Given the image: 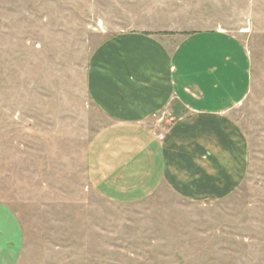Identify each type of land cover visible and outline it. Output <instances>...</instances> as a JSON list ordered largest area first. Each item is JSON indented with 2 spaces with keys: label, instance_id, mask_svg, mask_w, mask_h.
I'll use <instances>...</instances> for the list:
<instances>
[{
  "label": "rangeland",
  "instance_id": "1",
  "mask_svg": "<svg viewBox=\"0 0 264 264\" xmlns=\"http://www.w3.org/2000/svg\"><path fill=\"white\" fill-rule=\"evenodd\" d=\"M129 34L188 51L189 88L199 36L214 76L230 70L223 109L245 165L225 196L165 182L115 202L94 188L89 154L110 121L91 73ZM0 264H264V0H0Z\"/></svg>",
  "mask_w": 264,
  "mask_h": 264
},
{
  "label": "crops",
  "instance_id": "2",
  "mask_svg": "<svg viewBox=\"0 0 264 264\" xmlns=\"http://www.w3.org/2000/svg\"><path fill=\"white\" fill-rule=\"evenodd\" d=\"M202 36L191 88L183 66L189 52L182 46L174 54L163 43L129 34L102 50L108 61L96 62L91 75L101 82L91 86L110 125L92 142L89 177L104 198L138 201L167 182L189 200L212 201L240 183L244 148L223 109L236 99L238 84H231L230 70L226 78L215 77L222 69L205 57L208 38ZM140 48L147 56H138ZM222 79L232 85V99L216 97ZM163 120L170 126L159 132Z\"/></svg>",
  "mask_w": 264,
  "mask_h": 264
}]
</instances>
